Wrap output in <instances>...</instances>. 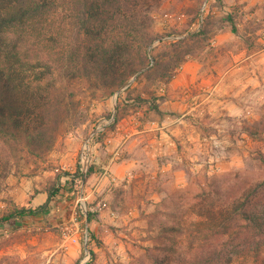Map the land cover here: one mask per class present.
<instances>
[{
  "label": "rangeland",
  "instance_id": "1",
  "mask_svg": "<svg viewBox=\"0 0 264 264\" xmlns=\"http://www.w3.org/2000/svg\"><path fill=\"white\" fill-rule=\"evenodd\" d=\"M58 10L51 20L54 42L26 54L39 55L55 70L59 48L73 39L76 26L73 13ZM148 14L152 34L164 40L153 53L148 49V58L171 52L172 43L186 37V60L207 61L214 55V36L232 27V46L264 44V0H154ZM19 64L15 58L12 65ZM68 77L56 73V87L50 88L60 98L50 150L31 155L23 142L0 138V220L16 208H37L45 202L40 193L53 185L60 190L46 213L0 221V264H248L247 249L262 231L249 232L242 210L254 211L264 223V187L246 203L264 180V97L233 117L226 133L213 136L206 116L189 120L202 132L201 153L179 148L178 158L150 156L107 139L118 127H131L133 119L143 127L161 122L163 114L153 109L166 86L161 72L149 70L114 93L104 81L74 85ZM72 95L73 101H65ZM96 128L101 131L92 173L84 177L78 172L80 149ZM87 213L94 215L89 223Z\"/></svg>",
  "mask_w": 264,
  "mask_h": 264
},
{
  "label": "trees",
  "instance_id": "2",
  "mask_svg": "<svg viewBox=\"0 0 264 264\" xmlns=\"http://www.w3.org/2000/svg\"><path fill=\"white\" fill-rule=\"evenodd\" d=\"M153 1L0 0V138L23 142L31 155H41L51 149L58 134L51 125L52 121L55 123L52 113L60 105L56 101L60 98L55 100L54 93L50 91L56 87V73L69 76V82L74 85L75 80L88 83L96 79L104 81L113 87L112 93L149 70L161 72L165 83H168L174 76L173 72L187 59L189 49L185 45L186 37L180 38L172 43L176 48L171 52L151 54L148 58L149 52L153 53L164 45V40L151 32L148 12ZM59 7L64 15L73 13L76 26L73 39L63 42L59 48L60 65L55 70L39 55L29 58L26 54L37 45L54 42L51 20ZM231 31L235 33L236 29L232 27ZM199 34L200 30L188 33V37L194 38ZM181 43L185 45L182 51L178 47ZM15 58L19 60V68L12 65ZM163 58L171 59L172 64L162 66ZM73 95L65 97V101H73ZM153 109L158 111L157 106ZM65 123L62 122V127ZM245 131L250 137L256 134L249 128ZM259 159L264 164L262 154H259ZM91 173L90 166L82 176ZM261 187H264V180L250 191L246 200L248 205ZM59 191L53 185L46 190L43 204L34 209L16 208L0 221L46 213ZM242 213L249 232L255 229L262 231L259 240L248 247L246 261L248 264H264V223L248 208ZM92 220L94 215L87 213L86 222ZM89 235L93 237L91 233Z\"/></svg>",
  "mask_w": 264,
  "mask_h": 264
},
{
  "label": "crops",
  "instance_id": "3",
  "mask_svg": "<svg viewBox=\"0 0 264 264\" xmlns=\"http://www.w3.org/2000/svg\"><path fill=\"white\" fill-rule=\"evenodd\" d=\"M234 39L232 32L221 33L220 30L214 36L211 59H188L175 70V76L163 91L158 90L161 122L151 120L143 127L132 118L131 127H118L107 141H120L121 147H128L130 151L136 149L139 154L145 149L150 156L159 153L178 158L179 148L202 152L198 146L202 132L189 120L206 116L210 119L208 126L213 136L228 132L233 117L248 104H256L264 97V44L248 50L243 45L232 46ZM144 137H147V145L142 146ZM193 158L196 159L195 155ZM170 168L169 165L164 167L165 170ZM40 197V203L46 200L45 193H40Z\"/></svg>",
  "mask_w": 264,
  "mask_h": 264
},
{
  "label": "built area",
  "instance_id": "4",
  "mask_svg": "<svg viewBox=\"0 0 264 264\" xmlns=\"http://www.w3.org/2000/svg\"><path fill=\"white\" fill-rule=\"evenodd\" d=\"M100 131V128H96L95 130H93L81 146L78 161V172L81 175H85L87 169L92 165L94 148L97 144V139Z\"/></svg>",
  "mask_w": 264,
  "mask_h": 264
},
{
  "label": "water",
  "instance_id": "5",
  "mask_svg": "<svg viewBox=\"0 0 264 264\" xmlns=\"http://www.w3.org/2000/svg\"><path fill=\"white\" fill-rule=\"evenodd\" d=\"M150 48H151V47H150ZM133 79H134V78H133ZM133 79H132V80H133ZM128 85H129V83H128L125 87H127ZM118 93H119V91L116 92V96L118 95Z\"/></svg>",
  "mask_w": 264,
  "mask_h": 264
}]
</instances>
